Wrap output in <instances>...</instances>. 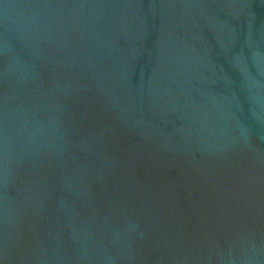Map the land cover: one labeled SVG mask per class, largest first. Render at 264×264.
Masks as SVG:
<instances>
[{
    "label": "water",
    "instance_id": "1",
    "mask_svg": "<svg viewBox=\"0 0 264 264\" xmlns=\"http://www.w3.org/2000/svg\"><path fill=\"white\" fill-rule=\"evenodd\" d=\"M0 264H264V0H0Z\"/></svg>",
    "mask_w": 264,
    "mask_h": 264
}]
</instances>
